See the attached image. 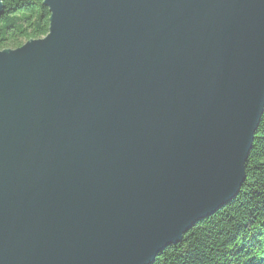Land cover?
I'll list each match as a JSON object with an SVG mask.
<instances>
[{
    "label": "water",
    "instance_id": "1",
    "mask_svg": "<svg viewBox=\"0 0 264 264\" xmlns=\"http://www.w3.org/2000/svg\"><path fill=\"white\" fill-rule=\"evenodd\" d=\"M43 6L0 51V264H152L245 179L264 0Z\"/></svg>",
    "mask_w": 264,
    "mask_h": 264
},
{
    "label": "trees",
    "instance_id": "2",
    "mask_svg": "<svg viewBox=\"0 0 264 264\" xmlns=\"http://www.w3.org/2000/svg\"><path fill=\"white\" fill-rule=\"evenodd\" d=\"M1 7L0 51L48 34L43 0H1ZM244 174L233 201L189 229L152 264H264V111Z\"/></svg>",
    "mask_w": 264,
    "mask_h": 264
}]
</instances>
